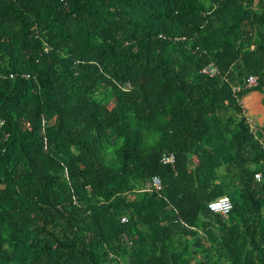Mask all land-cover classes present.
I'll return each instance as SVG.
<instances>
[{
  "label": "trees",
  "instance_id": "trees-1",
  "mask_svg": "<svg viewBox=\"0 0 264 264\" xmlns=\"http://www.w3.org/2000/svg\"><path fill=\"white\" fill-rule=\"evenodd\" d=\"M260 113L264 0H0V264H264Z\"/></svg>",
  "mask_w": 264,
  "mask_h": 264
},
{
  "label": "built area",
  "instance_id": "built-area-1",
  "mask_svg": "<svg viewBox=\"0 0 264 264\" xmlns=\"http://www.w3.org/2000/svg\"><path fill=\"white\" fill-rule=\"evenodd\" d=\"M200 70H201V73L207 75L208 77H213V76L217 75V73H218L217 67L214 66V64H212V63L204 65ZM246 82L249 86H253L256 84V79L253 76H249L247 78ZM241 104H242V102H241ZM247 119L249 121V124L251 125V121L249 120V116L247 117ZM253 131H254V129H253ZM263 149H264V143H263ZM160 161L163 164L172 165L175 163V155L172 152H168V153L164 152L160 156ZM254 178L257 181H262V180H264V173L262 171H256L254 173ZM152 185L154 186V188L160 189L162 187V179L159 176H154L152 178ZM207 206H208L209 210L212 212L220 213L222 215H227L230 212V210L232 209V202L229 199V197L222 196V197H218L214 200L209 201ZM125 220H126L125 216L121 217L122 222Z\"/></svg>",
  "mask_w": 264,
  "mask_h": 264
},
{
  "label": "crops",
  "instance_id": "crops-1",
  "mask_svg": "<svg viewBox=\"0 0 264 264\" xmlns=\"http://www.w3.org/2000/svg\"><path fill=\"white\" fill-rule=\"evenodd\" d=\"M243 98L241 100L242 106H243V109H244V106L246 105V110L245 109L244 110H245V114L246 113L248 114L249 111H250V106H251V96L250 95H246ZM258 124H259L258 130L264 131V116L261 113H260V116L258 117ZM254 133H255V131H254ZM255 135H256V133H255ZM263 141H264V139H263Z\"/></svg>",
  "mask_w": 264,
  "mask_h": 264
},
{
  "label": "rangeland",
  "instance_id": "rangeland-1",
  "mask_svg": "<svg viewBox=\"0 0 264 264\" xmlns=\"http://www.w3.org/2000/svg\"><path fill=\"white\" fill-rule=\"evenodd\" d=\"M243 99H244V98H243ZM243 103H244V102H243ZM244 109L246 110V105L244 106ZM245 110H244V111H245ZM136 194H137V193H136Z\"/></svg>",
  "mask_w": 264,
  "mask_h": 264
}]
</instances>
